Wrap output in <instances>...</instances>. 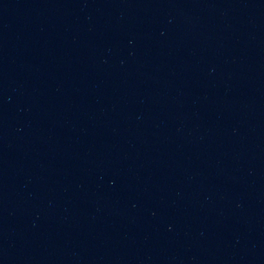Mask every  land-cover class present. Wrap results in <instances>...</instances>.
Listing matches in <instances>:
<instances>
[{
	"label": "water",
	"instance_id": "obj_1",
	"mask_svg": "<svg viewBox=\"0 0 264 264\" xmlns=\"http://www.w3.org/2000/svg\"><path fill=\"white\" fill-rule=\"evenodd\" d=\"M0 264H264V0H0Z\"/></svg>",
	"mask_w": 264,
	"mask_h": 264
}]
</instances>
